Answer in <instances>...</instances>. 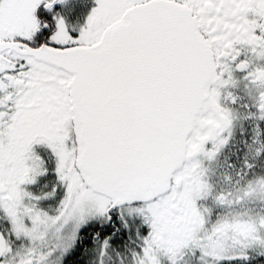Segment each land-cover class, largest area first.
Instances as JSON below:
<instances>
[{
  "label": "snow or ice",
  "instance_id": "6c2138e0",
  "mask_svg": "<svg viewBox=\"0 0 264 264\" xmlns=\"http://www.w3.org/2000/svg\"><path fill=\"white\" fill-rule=\"evenodd\" d=\"M0 264H264V0H0Z\"/></svg>",
  "mask_w": 264,
  "mask_h": 264
}]
</instances>
